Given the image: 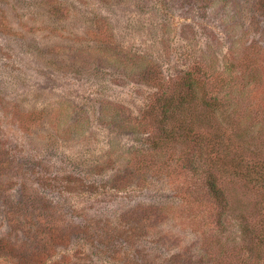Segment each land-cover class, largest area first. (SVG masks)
Masks as SVG:
<instances>
[{"label":"rangeland","instance_id":"1","mask_svg":"<svg viewBox=\"0 0 264 264\" xmlns=\"http://www.w3.org/2000/svg\"><path fill=\"white\" fill-rule=\"evenodd\" d=\"M263 147L264 0H0V264H264Z\"/></svg>","mask_w":264,"mask_h":264},{"label":"trees","instance_id":"2","mask_svg":"<svg viewBox=\"0 0 264 264\" xmlns=\"http://www.w3.org/2000/svg\"><path fill=\"white\" fill-rule=\"evenodd\" d=\"M191 85V83L188 84V86ZM191 89L189 88L188 91H190ZM177 102L174 103V101L172 100V96L170 95V97H167L165 101H161V108L163 109L162 111V115L163 118L165 120L168 119V123L171 124L174 122L175 120V114L178 112L180 114H184L186 112V108L188 107L189 103V97L188 94L185 92L182 95H178L177 97ZM172 128L169 129L166 132V139L170 140L169 142L174 143L175 140V136L177 135L178 137H183V132L182 134L176 133L174 132V128H173V124L171 126ZM225 136V135H224ZM165 137V136H164ZM215 139L217 141L218 144H226V143H221L223 142V135L218 134L215 135ZM239 140V139H238ZM240 142H243L241 140H239ZM196 143L201 144V141H197ZM229 143V142H227ZM231 145V143H230ZM242 149H240L242 152L247 151L248 149H246L245 147H240ZM229 154L227 153V155L225 156V154H221L219 157V160L222 163V166L225 164H228L230 162V158L227 157ZM237 155L234 159H231V162L234 163V167L232 169V173L233 175H235V177H237L238 179H245L247 182L251 183L253 186L254 185H258L259 188H264V147L261 150L256 149V151H254L252 153V157H251V161L248 163V165L245 167V169H242L241 163L243 161V158L241 155L239 154H235ZM238 158V159H237ZM195 158H193V155L190 158V165L191 168H193L195 166ZM197 168V167H196ZM223 168V167H222ZM223 171V169H222ZM211 172L208 173V175H210L211 178H214L211 174ZM209 177V178H210ZM210 178V180H212ZM215 179V178H214ZM212 187H213V193L216 196V198H220L221 197V192L220 190H218L215 186L214 183L212 181ZM224 202L225 199H223ZM253 204H255L256 206L258 205L257 202L252 201ZM234 203H238V200H234ZM263 207V206H262ZM236 208V207H234ZM232 207V210L234 209ZM232 219V218H231ZM231 219L229 220V222L227 221L228 225L227 227H225V231L226 232L228 230V228H233V222L231 223ZM235 217H233L232 220H234ZM230 223V224H229ZM235 230L234 233L235 236L232 240V243L235 244L234 246H239V243H245V242H253V246L255 248L254 254H256L259 257H261L264 253V231L263 233H259L257 234V231L255 230V228H253V226L250 224V222L244 218H241V221L239 223H235ZM252 226V227H251ZM263 227L264 229V215H263V220L262 222L259 221V223L256 224V228L258 227ZM222 229H224L222 227ZM234 229V228H233ZM230 232V230H229ZM231 235V234H230ZM2 242L0 241V245L1 247L3 246L1 244ZM1 253H4L1 251Z\"/></svg>","mask_w":264,"mask_h":264}]
</instances>
